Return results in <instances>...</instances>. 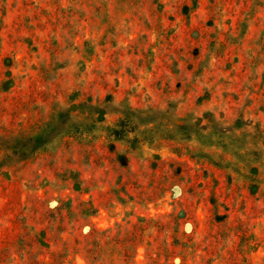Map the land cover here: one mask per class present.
Returning a JSON list of instances; mask_svg holds the SVG:
<instances>
[{
    "label": "rangeland",
    "instance_id": "rangeland-1",
    "mask_svg": "<svg viewBox=\"0 0 264 264\" xmlns=\"http://www.w3.org/2000/svg\"><path fill=\"white\" fill-rule=\"evenodd\" d=\"M0 264H264V0H0Z\"/></svg>",
    "mask_w": 264,
    "mask_h": 264
},
{
    "label": "trees",
    "instance_id": "trees-1",
    "mask_svg": "<svg viewBox=\"0 0 264 264\" xmlns=\"http://www.w3.org/2000/svg\"><path fill=\"white\" fill-rule=\"evenodd\" d=\"M94 213V215L97 213L96 211H94L93 212ZM94 233L96 234V235H100L99 233H97L96 231H94ZM91 235H93V234H91ZM101 235H102V233H101ZM127 257V256H126Z\"/></svg>",
    "mask_w": 264,
    "mask_h": 264
}]
</instances>
